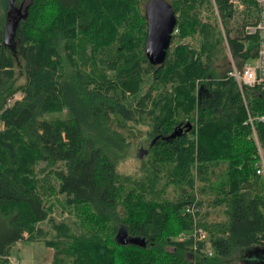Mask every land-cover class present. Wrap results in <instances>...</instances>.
<instances>
[{
	"label": "trees",
	"instance_id": "1",
	"mask_svg": "<svg viewBox=\"0 0 264 264\" xmlns=\"http://www.w3.org/2000/svg\"><path fill=\"white\" fill-rule=\"evenodd\" d=\"M148 1L13 0L14 18L0 0V264L16 242L40 239L50 264H264L260 157L230 68L216 63L225 41L238 67L255 56L244 27L258 6L239 0L237 20L232 0H165L172 39H196V59L123 76ZM244 95L264 116V92ZM256 129L264 158V122ZM140 133L139 174L118 172ZM204 203L222 215L202 222ZM54 205L67 217L55 221ZM194 219L206 241L189 236Z\"/></svg>",
	"mask_w": 264,
	"mask_h": 264
},
{
	"label": "rangeland",
	"instance_id": "2",
	"mask_svg": "<svg viewBox=\"0 0 264 264\" xmlns=\"http://www.w3.org/2000/svg\"><path fill=\"white\" fill-rule=\"evenodd\" d=\"M213 1V0H212ZM28 0H25V3H27ZM234 9L237 10V20H241L242 18V10L244 8V5L239 0H232L231 1ZM214 3V2H213ZM142 12H144L143 5L141 6ZM14 7L11 9L10 13L12 16H14L15 11ZM20 13H23V8H20ZM215 10V9H214ZM216 13V12H215ZM15 18V16H14ZM142 24L140 26V39L135 38L133 35H128L126 46L128 49H133L132 54L129 57V61H132L133 64L131 68L123 74V76H129L133 72H148L151 70V67H149V63L144 62L142 60V56L144 54V37L146 35V19L145 17L141 18ZM240 23V22H239ZM220 29L222 30V27L220 25ZM197 44L198 41L196 39L192 38H186L185 40L178 42H174V39H171L170 45H169V51L167 53L168 60L177 68H184L186 69L187 66L191 65L194 60L196 59V52H197ZM225 45V53L226 57L223 59L217 60L216 63L218 64V68L220 70H226L227 68H230L232 62L235 63V58L231 55L230 50L227 47L226 41L224 42ZM249 64H253L252 60L249 59L247 61ZM164 77H171L173 76V72L170 70L164 69L163 74ZM15 99L20 98V94H15ZM50 118L57 117V114H53L49 116ZM138 129L145 130L146 127L139 126ZM137 132V131H136ZM142 135L143 133L138 134L137 139L131 138L132 142L135 143V141L139 142L136 146L132 147L127 157L119 163L118 165V172L123 174H134L135 176L139 174L140 169V162L143 157V151L146 148L145 145L141 144L142 141ZM50 201H53V199H50ZM57 203V202H56ZM55 206V205H54ZM201 209V214L204 215L203 221H210L211 218H215L214 214L221 213L220 209L207 207L205 206V203ZM208 208V209H207ZM210 212V215H206L203 213V210H206ZM53 219L55 221L61 220L63 218L67 217L66 213L60 212V207L55 206L53 211ZM222 217V216H220ZM41 228L44 230H47V236L46 238H50L52 234L50 233V230L46 223L39 224ZM201 228V227H200ZM203 229V228H202ZM177 241V236L175 238ZM53 255V250L49 247H46L43 243V241L40 239V241H27V240H20L16 242L13 246L9 249V257H8V264H50L51 259Z\"/></svg>",
	"mask_w": 264,
	"mask_h": 264
},
{
	"label": "built area",
	"instance_id": "3",
	"mask_svg": "<svg viewBox=\"0 0 264 264\" xmlns=\"http://www.w3.org/2000/svg\"><path fill=\"white\" fill-rule=\"evenodd\" d=\"M258 6V16L254 23L247 24L244 27V33L249 36H257L258 44L255 51V56L251 58L253 64L243 63L241 67H238L232 62L230 69L227 71V77L233 79L236 82L237 88L241 94V98L245 108V116L243 125L249 130L250 138L253 139L258 149L260 160L257 165V173L264 176V158L261 152L260 143L257 137V125L264 122L263 115L252 114L249 111L246 103L244 90L253 89L256 93L264 92V0H254ZM176 33V30L173 31ZM186 211L193 213L195 208L193 205L186 208ZM191 236L196 242L206 241V233L203 229L197 227L195 219L193 220V227L190 231ZM185 234H179L178 240H184ZM204 252L207 255H211L209 247L205 246Z\"/></svg>",
	"mask_w": 264,
	"mask_h": 264
},
{
	"label": "water",
	"instance_id": "4",
	"mask_svg": "<svg viewBox=\"0 0 264 264\" xmlns=\"http://www.w3.org/2000/svg\"><path fill=\"white\" fill-rule=\"evenodd\" d=\"M12 1L9 0L8 13H10ZM18 9L17 12H19ZM144 17L146 19V35L144 41V54L147 61L152 66H158L164 63L167 51L173 37L174 27L176 25V16L165 0H149L144 7ZM19 19V17H18ZM15 19L10 18L5 28V41L9 43L11 35L14 32ZM187 130L191 125L186 123ZM130 243L144 246L145 243L139 238H130Z\"/></svg>",
	"mask_w": 264,
	"mask_h": 264
},
{
	"label": "flooded vegetation",
	"instance_id": "5",
	"mask_svg": "<svg viewBox=\"0 0 264 264\" xmlns=\"http://www.w3.org/2000/svg\"><path fill=\"white\" fill-rule=\"evenodd\" d=\"M17 15V14H16Z\"/></svg>",
	"mask_w": 264,
	"mask_h": 264
}]
</instances>
